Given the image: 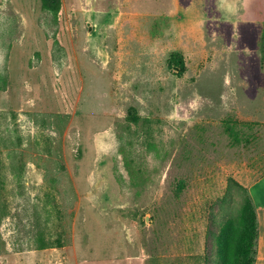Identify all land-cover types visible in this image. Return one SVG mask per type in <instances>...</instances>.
<instances>
[{
    "label": "rangeland",
    "instance_id": "1",
    "mask_svg": "<svg viewBox=\"0 0 264 264\" xmlns=\"http://www.w3.org/2000/svg\"><path fill=\"white\" fill-rule=\"evenodd\" d=\"M264 0H0V264H251Z\"/></svg>",
    "mask_w": 264,
    "mask_h": 264
},
{
    "label": "crops",
    "instance_id": "2",
    "mask_svg": "<svg viewBox=\"0 0 264 264\" xmlns=\"http://www.w3.org/2000/svg\"><path fill=\"white\" fill-rule=\"evenodd\" d=\"M257 226L256 252L253 264H264V174L249 187Z\"/></svg>",
    "mask_w": 264,
    "mask_h": 264
},
{
    "label": "trees",
    "instance_id": "3",
    "mask_svg": "<svg viewBox=\"0 0 264 264\" xmlns=\"http://www.w3.org/2000/svg\"><path fill=\"white\" fill-rule=\"evenodd\" d=\"M44 2L48 5L49 4V0H44ZM251 199V198H250ZM251 203H252V201H251ZM253 206V205H252ZM253 210H254V207H253ZM254 213H255V211H254ZM254 217H255V215H254ZM255 228H256V233H257V226H256V218H255ZM254 263V260L252 261V263L251 264H253Z\"/></svg>",
    "mask_w": 264,
    "mask_h": 264
}]
</instances>
